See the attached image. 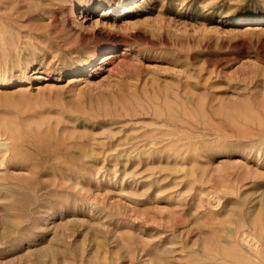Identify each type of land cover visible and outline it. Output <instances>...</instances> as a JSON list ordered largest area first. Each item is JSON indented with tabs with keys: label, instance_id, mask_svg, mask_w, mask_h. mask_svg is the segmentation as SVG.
<instances>
[{
	"label": "rangeland",
	"instance_id": "1",
	"mask_svg": "<svg viewBox=\"0 0 264 264\" xmlns=\"http://www.w3.org/2000/svg\"><path fill=\"white\" fill-rule=\"evenodd\" d=\"M4 142L0 264H264V0H0Z\"/></svg>",
	"mask_w": 264,
	"mask_h": 264
},
{
	"label": "bare ground",
	"instance_id": "2",
	"mask_svg": "<svg viewBox=\"0 0 264 264\" xmlns=\"http://www.w3.org/2000/svg\"><path fill=\"white\" fill-rule=\"evenodd\" d=\"M108 7L107 8H110V4H107ZM126 7H123V9L125 10ZM134 8H136V5L132 4L130 6V8L126 9L125 11H128V10H133ZM72 11V9H71ZM125 23V22H124ZM128 23V22H127ZM126 23V24H127ZM124 26V25H123ZM244 29H242V31L244 32H250V31H253V30H259L260 28L259 27H248V26H244L243 27ZM123 52L119 53V54H115V52H109L108 54H105L103 55L101 58H100V61L102 63H106V64H112L114 61H118L120 59H122V56H123ZM98 55V52L94 54V57H97ZM105 65V64H104ZM75 67V66H74ZM76 68V67H75ZM75 72H79L80 70L79 69H75ZM93 69V68H92ZM109 70V69H107ZM91 71V69H90ZM81 81L80 77H70L67 79V83L66 85L68 86H72L76 83H79ZM179 108V107H177ZM160 109V108H159ZM158 109V110H159ZM107 110V109H106ZM161 110V109H160ZM159 110V111H160ZM141 111V110H140ZM156 112V110H154ZM170 111V110H169ZM108 112V111H107ZM133 112V111H131ZM142 112V111H141ZM145 112V111H144ZM172 112V111H171ZM134 113H135V110H134ZM158 113V111H157ZM168 113V112H167ZM170 113V112H169ZM174 113V112H172ZM128 114V113H127ZM130 114V113H129ZM145 114V113H144ZM143 114V115H144ZM126 116V114H124ZM136 115V114H135ZM139 115V114H138ZM169 115V114H168ZM171 115V114H170ZM133 116V115H132ZM146 116V115H145ZM154 117V120H153V124L154 127L151 132L149 133H146L144 135H142L140 138H138L137 142L135 143V148L136 149H140L141 152L143 153H150V152H164L167 150V153H174V154H177L179 153V128L177 127V123L174 122L173 119H167L164 115V113L160 112V114H153ZM167 116V115H166ZM135 117V116H133ZM152 117V115H151ZM174 117V116H173ZM128 118V117H127ZM171 118V117H170ZM174 119H176L175 121H177V118L174 117ZM179 119V117H178ZM173 120V121H172ZM138 122V121H137ZM145 121H141V124H144ZM139 123V122H138ZM179 123V122H178ZM128 124V123H127ZM146 124H147V121H146ZM152 124V123H151ZM144 126V125H143ZM149 125H145V129H148ZM158 126V127H157ZM140 130V129H139ZM47 139V138H46ZM44 141V140H43ZM46 141V140H45ZM133 141V140H132ZM45 143V142H44ZM134 144V143H133ZM7 146H9L8 142H4V143H1L0 144V150L2 147H5L7 149ZM130 146V145H128ZM125 146H123L124 148ZM134 147V146H133ZM168 148V149H167ZM3 149V148H2ZM130 150V149H128ZM132 150V149H131ZM130 150V151H131ZM120 154V152H119ZM155 154V153H154ZM128 155V154H127ZM132 155V154H131ZM146 155V154H145ZM3 162V160L0 159V165L1 163ZM53 216H51L50 218H48L45 222V226L43 227V230L44 229H49V230H56L59 225L53 221ZM2 218V217H1ZM0 218V219H1ZM56 223V224H55ZM50 225V227H48ZM251 238V237H250ZM247 244V242H246ZM35 246V245H34ZM257 246V245H256ZM254 248H257V247H254ZM31 249V248H30ZM256 250V249H255ZM37 252H41L42 254H44L46 252V249H40V250H27L25 253H24V256H27L29 254H34V253H37ZM39 254V253H38ZM43 260V259H42Z\"/></svg>",
	"mask_w": 264,
	"mask_h": 264
}]
</instances>
